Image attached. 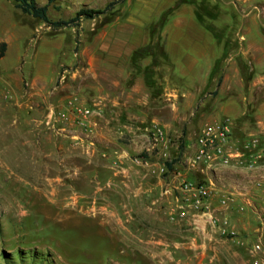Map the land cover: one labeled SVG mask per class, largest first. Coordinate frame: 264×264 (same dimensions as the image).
<instances>
[{
  "label": "rangeland",
  "instance_id": "rangeland-1",
  "mask_svg": "<svg viewBox=\"0 0 264 264\" xmlns=\"http://www.w3.org/2000/svg\"><path fill=\"white\" fill-rule=\"evenodd\" d=\"M117 1L36 0L39 6L48 7L52 22L70 21L80 11L104 12L92 20L81 18L70 28L54 29L22 14L13 3L0 0V47L5 42L9 47L0 60V264H158L150 258L148 242L151 238L167 236L162 229L157 231L159 227L156 228L154 224L161 218L170 225L167 229L172 231L169 235L174 240L176 237L179 240L188 237L181 241L221 242L209 228L204 235L195 227L190 229L193 232L183 233L181 226L186 221L172 222L170 215L164 216V213L153 217L145 214L136 216L134 225L129 222L120 226L111 219L110 224L102 222L108 218V214L101 211L107 206L99 198L103 194L109 197L108 201L113 207L110 209L114 212L112 217L116 218L118 214L122 216L119 207L121 200L116 194L118 187H122V179L113 177L121 168L122 160L117 157L122 150L128 152L126 159L135 165L147 182L166 179L174 172L176 175L180 173L183 178H190L187 162L196 150V146L194 148L192 145L196 144L201 130L212 123L203 121L200 105L190 109L183 106L182 83H171L164 93L166 110L149 112L150 116H159L164 122L152 118L111 122L112 115L103 112L105 106L93 101L98 94L91 95L89 103L83 102L82 90L92 91L87 86L96 85L99 88L98 83H108L111 79L101 62L105 59L102 49L109 47L114 55L119 52L114 60H122L125 51L135 50L136 44L143 41L140 40L143 35H151L152 41L143 48L159 43L163 51L160 30H156V34L153 32L158 25L148 24L156 20L159 9L162 10L164 6L171 8L177 2L126 0L106 11L110 4ZM181 1L187 7L194 6L192 8H196L199 16L212 23L221 41L229 36L234 37L237 52L240 40L243 36L248 37L249 29L255 38L264 28V0ZM168 12L174 13L175 9ZM118 19L122 20L121 23L131 24L137 31L124 24L122 28H126L129 35L120 41H116V36L111 32L109 36L103 34ZM129 19H132L131 22H128ZM145 28L143 33L138 31ZM143 48H137L133 55ZM236 61L244 69L242 58L237 56ZM2 83H20V90H12ZM245 85L247 88L249 83ZM155 91L156 86L149 89L151 95H155ZM121 97L123 100L127 98L126 95ZM72 98L79 99L80 107L94 110L91 118L97 122L104 121L101 117L107 116L111 127L122 126L120 131L113 130L108 144L98 140L91 122L87 131L77 126L80 131L76 139L69 130L73 121L54 127L47 125L50 111L59 113L61 103L68 99L67 108ZM149 99L151 109L158 107L152 102V97ZM250 115L239 122H253V115ZM226 120L232 123L234 129L236 123L231 119L217 122ZM154 122L167 126L164 128L173 145L166 163L167 169L168 165H172V170L168 169L165 176L159 174L163 162L156 154L148 152L149 131ZM166 190L151 198L157 201V205L163 203V211L167 203L163 200L168 199L163 195ZM167 205L169 211L175 206L171 201ZM253 216L251 225L262 228L259 216ZM126 219L129 218L123 221ZM128 226L129 231L123 229ZM237 231L239 238L248 245L255 242L258 235L253 232L243 235ZM222 251L227 259L223 260L224 264H228L226 261L230 257L250 264L246 248L226 244ZM190 253L191 257L187 253L178 257L185 262L188 259L190 264H201L195 252ZM172 256L176 257L174 254ZM167 264L175 262L169 260Z\"/></svg>",
  "mask_w": 264,
  "mask_h": 264
},
{
  "label": "crops",
  "instance_id": "crops-1",
  "mask_svg": "<svg viewBox=\"0 0 264 264\" xmlns=\"http://www.w3.org/2000/svg\"><path fill=\"white\" fill-rule=\"evenodd\" d=\"M190 6L187 7L182 4L181 0L180 2L177 0L173 7L166 8L164 6L162 10L159 9L156 12V20L148 24L150 26L156 23L157 26L165 13L175 9V12L170 15L171 18L165 22L160 30V38L163 45L162 57L145 59L132 66L130 60L133 52L139 47L147 46L152 41L151 35H143L140 39L143 41L140 44L135 43V50L125 51L122 60L119 58L114 60L115 56L119 55V52L114 55L111 48L102 49V52L105 53V59L101 62L106 67L107 74L111 79L108 83H98L100 85L99 88H96V85L87 86L93 89L88 91L89 94L86 90H82L83 102L85 104L89 103L91 95L94 94L96 96L98 94V98L93 101L100 102L101 106H105L103 112H108L112 115L111 122L121 119L145 121L148 118L164 122L159 116H150L149 112L157 113L166 110L165 103L167 100L164 99V93L171 87V83H182L183 106L190 109L194 106L197 108L200 105L199 111L202 113L203 121L215 123V121L226 118L231 119L236 123L234 136L237 141L250 137H259L264 142V28L261 29L258 37L255 38H253L249 29L247 31L248 37L243 36L240 40V49L237 52L234 48L236 44L234 37L230 38L229 36L224 41L218 40L213 32L216 28L211 25L212 23L206 22L197 14L196 8L194 9L192 8L194 6ZM131 20L129 19L128 22H131ZM121 22L122 20L118 19L116 24L108 27L107 32L103 34L109 36L111 32L116 36V41H120L129 35V31H126V28H122L124 24L129 29H134V32L137 31L131 24ZM146 28L138 29V31L143 33ZM4 44L9 48L7 42ZM237 56L244 61V69L238 66ZM147 70L150 71L146 72ZM113 71L116 73H113ZM148 82L154 83L152 86H156L155 95L150 94ZM245 83H249L247 88ZM2 84L12 88V90H20V83ZM119 95H126L127 98L123 100ZM150 97L153 98L152 102L157 104L158 107L156 106L153 109L149 107ZM67 100L63 101L59 106L62 109L61 112L67 111ZM133 106L139 109H135L136 107ZM107 108L110 110L107 111ZM250 114L253 115L251 117L253 122H239L246 119ZM73 118L74 116L70 114V121H73ZM101 118L104 121L98 120L99 122H97L91 118L90 122L94 133L99 136L98 140L108 144L110 142L109 137L114 132L113 130L120 131L122 126L115 125L111 127L107 116ZM101 122L105 124L102 125ZM162 127L166 128L167 126L162 125ZM69 130H71L73 138H79L78 131L80 129L73 123ZM192 146L195 148L196 144ZM109 151L112 150L109 149ZM115 154L118 153L115 152ZM127 156L128 152L122 150L119 157H117L122 160L120 163L121 168L117 173L113 174V177L122 179V187H118L119 191L116 194L121 200L119 204L121 217H123V220L125 218L129 219L123 221L120 214L116 218L112 217L114 216V212L111 211L113 207L108 201L109 197L103 194L99 198L107 206H104L105 208H102L101 211L108 214V218L103 219L106 221H102L103 224H110L109 220L111 219L110 221H115L120 226L127 225L129 222L134 225L137 220L136 216L143 214L148 217L162 216V213H164V216H169L170 211L167 204L170 201L174 203V199L163 200L164 203L167 202L166 206H163V211L161 209L163 203L157 205V201H152L151 198L166 189L175 191L174 194L177 195L176 189L184 179H188L189 181H207L215 185L216 195L212 200V206L215 210L222 211L223 215L228 217L243 235H249L251 232H260L264 236V220H260L262 228H255L253 224L251 225V221L254 219L253 214L264 211V196L262 195V190L257 187V184H261L264 188V164L255 173H249L236 167L216 169L206 174H200L188 169L190 178H183L180 173L176 175L174 172L166 179H154L152 180L153 183H150L147 182L148 180L145 181L135 165L129 159H126ZM226 193H234L238 198L234 206L227 211H223L219 204V198ZM244 196L255 202H253L252 210L249 209L242 214L238 208L245 200ZM117 211L115 210V212ZM131 214H133V217ZM182 223L183 233L193 232V230H190L191 227H195V230L198 229L199 231L207 230L206 222L199 218H190ZM154 224L156 228L159 227L157 231L162 229L167 234V236H162L159 239L151 238L150 242H148L151 249L150 258L154 263L157 261L158 264H167L170 260L175 262V264H190L188 259L185 262L178 255L187 253L191 257L192 253L190 252H195L196 258L201 260V264H224L223 260L226 257H224L223 251L221 253V249H225L226 244L233 245L231 242L227 241L226 243L222 240L221 242L209 241L207 243H193V240L189 243L181 241L188 239V237H181V240L176 237L174 240L169 235L172 231L167 229V226L170 227V225H167L166 220L161 218L159 221H154ZM123 229L129 231V226ZM173 254L176 257H173ZM235 260L230 257L226 262L228 264H245Z\"/></svg>",
  "mask_w": 264,
  "mask_h": 264
},
{
  "label": "built area",
  "instance_id": "built-area-1",
  "mask_svg": "<svg viewBox=\"0 0 264 264\" xmlns=\"http://www.w3.org/2000/svg\"><path fill=\"white\" fill-rule=\"evenodd\" d=\"M70 114L74 116L73 124L84 131L90 124V118L94 110L80 107L79 99L72 98L67 104V111H50L48 126L54 127L59 123L70 121ZM173 147L172 141L168 138L165 129L153 124L149 131L148 152L156 154L163 162L159 174L165 176L168 172L167 161L170 158V149ZM264 164V142L259 137H250L245 140H236L233 125L230 121L215 122L206 125L199 133L196 140V150L194 156L187 162L190 171L200 174L213 172L216 169L236 167L248 171L257 172ZM262 190L261 184H257ZM175 191L166 190L164 196L174 199L175 206L170 210V219L175 221H187L190 218H199L206 222L216 237L224 241H229L239 247L246 248L250 264H264V236L259 232L255 242L251 245L239 238V233L231 220L224 216L222 211L215 210L212 200L216 195V187L207 181H189L184 179ZM237 195L226 193L219 198V204L223 211L229 210L235 205ZM238 208L244 214L247 210H252L253 201L248 197ZM260 220H264V211L255 213ZM263 216V217H262ZM198 230V229H197ZM200 232L204 235L205 231Z\"/></svg>",
  "mask_w": 264,
  "mask_h": 264
},
{
  "label": "trees",
  "instance_id": "trees-1",
  "mask_svg": "<svg viewBox=\"0 0 264 264\" xmlns=\"http://www.w3.org/2000/svg\"><path fill=\"white\" fill-rule=\"evenodd\" d=\"M7 1L13 3L16 6V8L22 12V14L32 17L35 20L42 21L43 23L47 24L49 27H52L54 29L70 28L72 26H75L81 20V18L92 20L104 14L103 11H92V10L80 11L77 14V16L70 21L52 22L48 16V7L39 6L36 0H7ZM125 1L126 0H118L116 3L110 4L109 7L106 9V11H108L111 7L123 3ZM171 14H172L171 12L170 13L167 12L163 15L162 20L160 21L158 26L153 30L154 34H156V30H161L162 26L165 24V22L168 20V17ZM213 32L216 38L220 40L216 35L215 31ZM6 48H7L6 44L1 45L0 59L3 58ZM162 56H163L162 47L159 45V43H156L155 45H151L149 47L136 51L132 57V66L142 60L149 58L156 59V57H162ZM149 71L150 70H147L146 72ZM147 84L149 88L152 87L151 83L148 82ZM168 169L172 170V165H168Z\"/></svg>",
  "mask_w": 264,
  "mask_h": 264
}]
</instances>
